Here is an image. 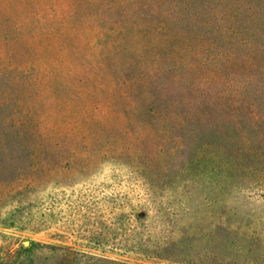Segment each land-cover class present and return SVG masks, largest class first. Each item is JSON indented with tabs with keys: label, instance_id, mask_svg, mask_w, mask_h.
Wrapping results in <instances>:
<instances>
[{
	"label": "rangeland",
	"instance_id": "obj_1",
	"mask_svg": "<svg viewBox=\"0 0 264 264\" xmlns=\"http://www.w3.org/2000/svg\"><path fill=\"white\" fill-rule=\"evenodd\" d=\"M26 1L0 0V78L10 81L12 95L6 104L0 94L6 120L15 119L20 108L25 111L28 99H35L33 89L41 90L37 67L21 70L31 63L27 49L17 48L15 56L11 45L4 46L22 29L3 22L4 16L28 19L26 27L50 25L48 16L42 22L36 17L46 11L45 2ZM172 1L176 7H165L167 0H91L93 20L102 30L94 54L107 66L126 63L141 69L131 111L135 131L159 134L151 113H170L181 121L195 116L192 129L200 142L190 154L180 155L167 175L157 160V167L144 171L146 180L133 172L132 163H104L85 176L49 179L21 211L2 213L0 264H55L65 249L94 252L75 237H88L101 222L119 227L120 218L129 215L147 216L145 245L174 239L173 247L158 249L174 261L182 252L264 264V127L247 117L232 118L231 109L220 107L223 98L231 97L234 104L237 93H248L252 83L264 84L253 75L241 80L237 74L248 68L244 56L253 55L249 43H264V0H218L212 3L217 12L210 16L200 8L203 0ZM229 27L239 28L244 41L239 43ZM227 51L232 56L224 58ZM53 89L57 91L55 85ZM209 124L217 136L202 134ZM122 230L115 232L118 239Z\"/></svg>",
	"mask_w": 264,
	"mask_h": 264
},
{
	"label": "trees",
	"instance_id": "obj_2",
	"mask_svg": "<svg viewBox=\"0 0 264 264\" xmlns=\"http://www.w3.org/2000/svg\"><path fill=\"white\" fill-rule=\"evenodd\" d=\"M35 1L45 2L46 11L36 17L42 22L48 16L50 25L26 27L28 19L22 17L4 16L2 20L10 27L22 28L7 39L12 44H4L13 47V54L17 48L21 52L27 49L31 63L22 65L21 70L29 72L30 66L37 67L36 73L43 77L38 78L41 90L30 92L35 99L32 102L28 99L25 111L20 108L13 120H6V115L0 112V219L4 210H8L7 213L21 211L45 188L49 179L59 181L58 176L77 173L85 176L104 163L125 167L132 163V169L136 168L133 172L146 180L144 171L157 167V160H162L161 172L167 175L175 168V160L183 153L190 154L201 139L192 129L195 116H187L181 121L170 113H151L152 127L159 134L155 135L154 129L134 130L131 111L133 99L139 94L137 89L141 88L139 76L142 71L126 63L107 66L103 60L95 59V45L102 30L93 17L96 13L91 0ZM167 1L165 7H176L172 0ZM205 1L200 8L207 16L214 15L217 8L212 3L218 0ZM34 15L32 12L31 16ZM73 18L76 20L72 22ZM218 20L224 22L222 18ZM227 31L237 37L239 43L244 41L239 28L229 27ZM220 32H217L218 37ZM258 38L263 39V36ZM207 44L214 43L209 40ZM249 46L253 55L244 56L248 68L242 67L237 74L241 80L248 74L264 82V61L261 60L264 59V43L252 41ZM227 52L224 58L232 56ZM259 59L262 64H258ZM21 70L15 72L22 74ZM9 82L0 78V94L8 100L6 104H10L8 97L12 96L8 95ZM54 85L57 91H54ZM252 85L248 93H241V96L237 93L239 99L236 98L234 104L231 97L223 98L220 107L231 109L232 118L247 117L248 121L264 127V84ZM6 104L0 101L1 110ZM230 126H227L228 130H231ZM215 132L216 128L209 124L202 134L215 137ZM146 218V215L124 216L120 218L119 227L113 222H101L88 237H75L94 252L65 249L55 264H236L234 259L205 254L181 252L178 261L162 256L158 249L173 247L174 239L145 245ZM121 227L123 238L118 239L115 232Z\"/></svg>",
	"mask_w": 264,
	"mask_h": 264
}]
</instances>
